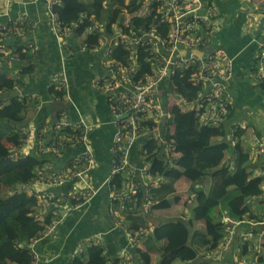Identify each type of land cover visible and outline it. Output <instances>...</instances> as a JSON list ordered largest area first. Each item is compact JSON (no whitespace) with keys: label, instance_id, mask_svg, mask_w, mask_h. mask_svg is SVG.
I'll return each mask as SVG.
<instances>
[{"label":"built area","instance_id":"built-area-1","mask_svg":"<svg viewBox=\"0 0 264 264\" xmlns=\"http://www.w3.org/2000/svg\"><path fill=\"white\" fill-rule=\"evenodd\" d=\"M44 2L49 31L63 49L68 48L69 40L73 41L76 35H82L85 40L90 36L98 39L95 44L89 46L83 43L80 48L100 54L102 61L104 71L95 79L93 86L105 93L114 127L110 171L105 184L108 185L116 174L126 176L120 188L109 192L110 200L120 201V210L110 208L113 223L127 236L126 248L116 258L119 264H136L138 262L129 248H135L142 242L145 231L129 230L121 213L126 201L133 206L137 204L135 196L140 185L147 192L150 187L159 186L164 178L152 173L151 163L143 155L140 158L136 156L137 161L133 160L135 146L137 151L144 152L145 140L154 139L170 160L179 155L173 139L168 136L173 132L168 120L172 117L170 109L175 105L184 112L194 111L201 125H218L228 117L235 101L231 87L235 70L232 57L216 44L215 38L225 21L217 15L213 6L203 0H122L112 7L120 6L121 13L111 22L94 12L85 11L67 24L54 9L55 6L63 7L61 0ZM261 2L264 3V0ZM103 3L106 4L107 0ZM130 7L136 8L130 11ZM25 15L22 13L0 22V40L5 41L8 50L3 52L0 49V69L12 68V61L18 58L15 52L18 46L36 51V25ZM134 18L144 21L136 26L132 24ZM257 28H249L248 33L255 46L256 83L262 84L264 29L255 32ZM118 47L127 50L121 58L117 56ZM10 51L15 53L9 54ZM142 53L146 55L145 61L150 62V74L140 72L142 65L138 56ZM184 68L193 69L190 79L192 85L199 88L198 95L193 99L171 90L172 77ZM65 83L64 73L54 71L51 74V85L62 90L63 94L62 99H53L69 102L70 97L63 92ZM49 120L40 129H37L38 126L23 129L26 137L21 150L24 154L35 150L44 158L55 156L59 160L55 165L47 159L36 168L39 178L24 186L28 193L36 194L41 200L38 201L37 212L40 221H44L50 209L53 213L50 222L44 223L41 237L33 244L40 239L55 237L67 216L89 202L99 191L93 184L96 160L90 136L94 128L92 121L73 119L67 111L62 112L54 125ZM239 127L240 123H233L230 133L234 135ZM68 129L74 133H66ZM50 134L52 138L48 142ZM231 134L229 139L235 145L238 139ZM240 139L247 140L245 134ZM248 141L252 142L248 173L251 178L260 180V192L247 198L249 212L243 219H237L224 210L221 217L223 241L202 256L211 264H264V136L259 138L252 131ZM76 146L84 147V150L66 156V149ZM13 153L14 157H18L17 150ZM231 169L235 170L234 164ZM153 204L154 201H146L145 209L149 210ZM107 264L114 262L108 261Z\"/></svg>","mask_w":264,"mask_h":264},{"label":"trees","instance_id":"trees-1","mask_svg":"<svg viewBox=\"0 0 264 264\" xmlns=\"http://www.w3.org/2000/svg\"><path fill=\"white\" fill-rule=\"evenodd\" d=\"M103 1L61 0L63 7L55 6L54 9L59 18L67 24L76 20L84 11L94 12L102 19L111 22L118 17L121 10L110 6L122 0H107L106 4ZM247 2L256 14H261V24L255 23L258 26L255 32L263 30L264 3L257 0ZM135 8L130 7V11ZM143 21V19L134 18L132 24L137 26ZM97 41L96 36H90L83 43L91 46ZM116 50L120 58L121 54L127 52L122 47ZM26 51L28 48L18 46L15 52L18 53L19 60L27 57L28 52ZM1 55L0 53V59ZM145 56L144 53L138 56L142 65L140 72L150 74L151 65L150 62L145 61ZM32 69L31 65L22 68L20 72L24 74ZM192 72V68H184L176 73L172 77L171 90L187 99L195 98L199 88L192 85L190 79ZM256 85L264 88V83H256ZM13 87L14 80L9 79L4 72L0 73V90ZM48 93L52 97L60 99L63 97L62 90L56 89L54 85L49 86ZM68 103L53 99L48 104L52 113L51 125L60 119L63 111L69 112ZM34 106L30 100L27 101L24 97L19 99L17 96H13L6 105L0 103V264H31L34 261L39 264L36 247L49 241L47 238L40 239L41 241L36 243L34 248L29 247L30 242L41 237L44 232V223L50 222L53 213L50 209L44 221H40L37 217L39 199L36 194L28 193L24 186L39 178L36 168L44 164L47 159L55 165L59 163L55 156L44 158L35 150L28 154H24L21 150L22 141L26 137L23 129L33 118H29V114L35 110ZM234 106L235 101L230 107L228 117L218 125L211 126L201 125L194 111L184 112L178 106H172L170 109L172 117L168 123L173 126V132L168 133L167 131V133L174 141L175 151L179 153L172 160L165 155L161 145L154 139L145 140L144 152L137 151L135 146L136 156L140 158L143 155L145 160L151 163L152 173L164 178L159 186H152L147 192L144 191L143 185H140L135 196L137 204L133 206L131 202L126 201L125 209L122 210L121 215L125 219L123 221L126 225L128 223L129 230H144L146 237L149 234L145 247L139 244L129 250L136 262L140 259L143 264H153V253H157L158 264H172L176 259H179L181 264H211L202 256L206 251L214 250L223 241L221 217L224 210L237 219H243L249 212L246 200L260 192V180L251 178L248 173L252 142L240 139L245 134L247 126H251V122L248 121L247 125H244V122L237 120ZM45 122L46 120L43 119L41 123L36 124L37 129L44 127ZM235 122L240 123L241 127L236 129L233 135L230 133V128ZM252 131L259 138L264 136L255 128ZM66 132L74 133L69 129ZM230 134L238 139L235 145H232L229 139ZM6 138L14 144L13 147L5 145L3 140ZM14 150H17L18 157L13 156ZM227 155L230 158L234 156L235 170L227 164L229 161ZM174 162L175 165H172ZM207 176L210 178V189L205 191L200 188V185L196 186V183ZM181 178L195 185L189 190L194 198V204L190 206L191 212L186 213L187 216L191 213V216L159 224L148 222V218L153 217L152 210L168 209L172 206L169 197L177 191L176 183ZM124 180H126L124 174H116L107 185L109 211L110 208L120 210V201L110 200L109 192L111 189L120 188ZM3 187L4 191L12 190L9 196L2 194ZM231 188L237 190V194L222 207L223 199ZM148 200L154 201L155 204L151 209L146 210L144 204ZM7 204H9V210ZM216 211H218L217 215ZM200 221L203 222L204 229L198 228L197 223ZM86 245L84 252L74 255L69 264H107L108 261L119 264L116 257L121 250L112 254L106 245L99 242Z\"/></svg>","mask_w":264,"mask_h":264},{"label":"crops","instance_id":"crops-1","mask_svg":"<svg viewBox=\"0 0 264 264\" xmlns=\"http://www.w3.org/2000/svg\"><path fill=\"white\" fill-rule=\"evenodd\" d=\"M203 1L213 6L217 15L225 20V26L222 27L223 32H220L222 29L218 31L215 38L216 44L232 57L235 69L234 76L238 69H242V71L249 70L253 73L254 83L253 49L250 46L242 47L248 41L242 36L241 32L247 18L244 9H251L250 3L247 2L249 0H246L242 13H231L226 16L222 14L216 0ZM22 13H26L29 20L36 25L34 34L36 51H26L28 52L26 58L20 60L16 58L12 61V68L4 72L9 79L14 80V87L0 90V103L8 104L13 96L34 95L35 100L33 101L37 105L34 106V112L29 115V117H33L29 123L34 126L41 123L43 119L47 121L52 117L48 106L52 98L48 93L51 74L54 71L64 73L66 83L63 85V92L70 97L68 103L70 117L73 119L86 118L92 121L94 126L92 138L94 141L93 149L95 147L96 153V169L93 175V184L99 188L98 193L89 202L67 216L60 225L55 237L36 247L39 264H69L74 255L84 252L86 244H88L86 241L92 240V238H95L96 242L106 245L110 253L115 254L126 248L127 236L124 231L113 225L109 216L105 178L110 171V145L114 127L105 93L96 90L93 86L95 79L104 71L100 54L80 48L84 40L82 35H76L73 41L69 40L68 48L63 49L49 31L47 10L43 0H23V2L19 0H0V22H6L8 19ZM228 37L238 41L235 48L233 46L226 47L225 42ZM6 46L5 41L0 40V49L3 52H8ZM12 53L13 51H10L9 54ZM31 65L33 66L32 71L24 74L20 72L22 68ZM254 85L256 84L254 83ZM244 93L245 95L241 97L242 100H246L248 96L247 91H244ZM237 120L247 125L248 121L242 120L238 115ZM253 124L254 122H251V126H247L245 133H249L248 135L245 134L247 139L245 142H248L250 133L254 130L252 129ZM254 128L261 132L255 126ZM3 141L7 147H13L14 145L7 138ZM83 150L84 147H70L66 154L68 156L80 153ZM133 160L137 161L136 155H133ZM179 183L187 185L189 188L192 184L185 178L179 179L176 183L177 193L179 192ZM11 192L12 190L9 189L4 191L3 187L2 194L4 196H9ZM186 192H188V189ZM7 208L9 210V204H7Z\"/></svg>","mask_w":264,"mask_h":264},{"label":"rangeland","instance_id":"rangeland-1","mask_svg":"<svg viewBox=\"0 0 264 264\" xmlns=\"http://www.w3.org/2000/svg\"><path fill=\"white\" fill-rule=\"evenodd\" d=\"M44 1V0H43ZM83 2V0H80ZM87 1V0H86ZM262 1V0H260ZM221 12L223 15H230L231 13H242L244 5L246 3V0H216ZM113 7V6H110ZM120 8V6L114 7V9ZM85 12V11H84ZM83 12H81L82 14ZM244 13H247V18L245 19V24H243V29L241 30L242 36L248 41V43H245L242 47L250 46L253 49V53L255 50L254 44L251 42V35L248 33L249 28H256L257 25L255 23H259L261 20V15L256 14L253 10H248L245 8ZM26 14V13H25ZM28 16V15H25ZM221 17V16H220ZM223 18V17H221ZM224 20V18H223ZM225 21V20H224ZM223 32V29L220 31ZM238 44L237 40H234V38H229L226 40L225 45L226 47L233 46L234 48ZM227 52V51H226ZM228 53V52H227ZM229 54V53H228ZM254 55V54H253ZM7 58V57H5ZM7 67H3L0 69V73L5 72ZM235 70V69H234ZM232 91L235 95V113L245 121L254 122V126L261 130L262 134L264 135V88L260 86H256L253 83V73L249 70L242 71V69H238L235 76L232 79ZM256 84V83H255ZM244 91H247V99L242 100L241 97L245 95ZM244 93V94H243ZM26 98V100H30L31 103L34 104L35 96L28 94L21 96L19 95L18 98ZM240 97V99H239ZM53 101V98H51V101ZM35 106L37 104H34ZM254 126L252 129H254ZM250 129V127H249ZM249 132H247L246 135H248ZM249 142V141H248ZM250 144V143H249ZM228 156V155H227ZM108 175L105 178V181H107ZM200 188L204 189L205 191L210 189V178L207 176L200 182L196 183V186H199ZM191 187H195L194 184H191ZM188 189V192L186 190ZM193 189V188H192ZM190 188L187 185H183L179 183V192H175L173 195H171L170 201L172 203V206L168 209H154L152 210L153 217L148 218V222L152 221L154 224H159L166 221H172L176 220L178 218L184 217L185 213L191 212L190 206L194 204L193 197L189 193ZM192 193V190H191ZM237 194V190L234 188H231L228 192V194L223 199V202L221 204L222 207L226 205V202L235 196ZM45 196H47V193L45 192ZM41 202V200L39 201ZM151 209V208H150ZM218 211H216L217 215ZM191 215V213H190ZM215 215V216H216ZM124 219V218H123ZM125 220V219H124ZM127 223V222H126ZM128 225V223H127ZM149 225V224H148ZM129 226V225H128ZM198 228L204 229V224L202 221L197 223ZM144 229H146L144 227ZM148 230V229H147ZM147 233V232H146ZM149 233V232H148ZM145 235V238L141 244L142 247H145L146 242L148 240ZM92 242H96L95 238H92L87 240L86 243L90 244ZM159 258L157 256V253H153V264H158ZM136 264H143V262L139 259L138 263ZM172 264H181V261L179 259H176L172 262Z\"/></svg>","mask_w":264,"mask_h":264},{"label":"clouds","instance_id":"clouds-1","mask_svg":"<svg viewBox=\"0 0 264 264\" xmlns=\"http://www.w3.org/2000/svg\"><path fill=\"white\" fill-rule=\"evenodd\" d=\"M257 1H260V0H257ZM261 2V1H260ZM225 26V25H224ZM84 38V37H83ZM85 41V38H84V40H83V42ZM83 42H82V44H83ZM18 48V47H17ZM16 48V49H17ZM15 49V50H16ZM13 66V65H12ZM233 79V78H232ZM232 84V83H231ZM50 85H51V83H50ZM53 98V97H52ZM34 111H32V113H33ZM31 113V112H30ZM30 115V114H29ZM30 118V117H29ZM86 119V118H85ZM88 120V119H87ZM49 121H51V119L49 120ZM30 123L28 122V125L26 126V127H24L25 129H28V128H30ZM34 126H36V125H34ZM93 130H94V128H93ZM92 130V131H93ZM71 131V130H70ZM67 133V132H66ZM246 134V133H245ZM51 136V138H52V135L50 134L49 135V137ZM90 136H91V138H92V132L90 133ZM48 137V138H49ZM48 138H47V141L48 142H50L51 141V139L50 140H48ZM92 143L94 144V141H93V138H92ZM111 143H112V141H111ZM80 147V146H79ZM110 147H111V145H110ZM67 150H68V148L66 149V152H67ZM94 151H95V147H94ZM110 151H111V149H110ZM136 155V154H135ZM66 156H67V154H66ZM68 156H70V155H68ZM111 157H112V154H111ZM229 159V161L227 162V164L230 166V168H231V165L232 164H234V156L233 157H231L230 158V156H227V160ZM95 160H96V153H95ZM111 161V160H110ZM235 165V164H234ZM95 169H96V166H95ZM95 169H94V171H95ZM109 174V173H108ZM94 175V174H93ZM93 178H94V176H93ZM107 186V185H106ZM109 213H110V211H109ZM186 214V213H185ZM191 216V215H190ZM189 215L187 216V214L186 215H184V217H190ZM110 217H111V215H110ZM184 217H182V218H184ZM111 220H112V217H111ZM112 222H113V220H112ZM113 225H114V223H113ZM115 226V225H114ZM117 228V227H116ZM117 229H119V230H122V229H120V228H117ZM123 231V230H122ZM124 233H125V231H124ZM126 234V233H125ZM126 244V243H125ZM29 247H35V244H33L32 242H30L29 243ZM133 249V248H132ZM122 250V249H121ZM129 250H130V248H129ZM37 259H38V255H37Z\"/></svg>","mask_w":264,"mask_h":264},{"label":"water","instance_id":"water-1","mask_svg":"<svg viewBox=\"0 0 264 264\" xmlns=\"http://www.w3.org/2000/svg\"><path fill=\"white\" fill-rule=\"evenodd\" d=\"M51 139V136L48 138V140H50Z\"/></svg>","mask_w":264,"mask_h":264}]
</instances>
